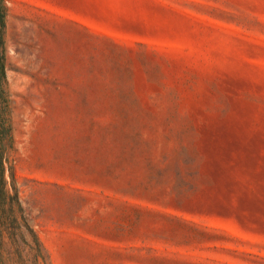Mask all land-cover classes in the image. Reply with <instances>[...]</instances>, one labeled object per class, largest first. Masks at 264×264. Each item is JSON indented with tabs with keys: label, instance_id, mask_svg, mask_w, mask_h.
Instances as JSON below:
<instances>
[{
	"label": "rangeland",
	"instance_id": "rangeland-1",
	"mask_svg": "<svg viewBox=\"0 0 264 264\" xmlns=\"http://www.w3.org/2000/svg\"><path fill=\"white\" fill-rule=\"evenodd\" d=\"M7 5L41 264H264V0Z\"/></svg>",
	"mask_w": 264,
	"mask_h": 264
},
{
	"label": "trees",
	"instance_id": "trees-1",
	"mask_svg": "<svg viewBox=\"0 0 264 264\" xmlns=\"http://www.w3.org/2000/svg\"><path fill=\"white\" fill-rule=\"evenodd\" d=\"M7 0H0V264L45 261L43 242L20 198L15 164V138L7 77Z\"/></svg>",
	"mask_w": 264,
	"mask_h": 264
}]
</instances>
